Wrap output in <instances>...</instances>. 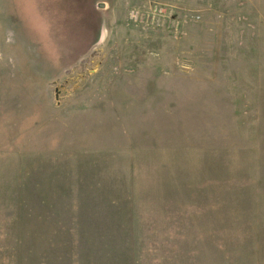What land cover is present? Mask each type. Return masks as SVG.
<instances>
[{"label": "rangeland", "instance_id": "obj_1", "mask_svg": "<svg viewBox=\"0 0 264 264\" xmlns=\"http://www.w3.org/2000/svg\"><path fill=\"white\" fill-rule=\"evenodd\" d=\"M0 264H264V0H0Z\"/></svg>", "mask_w": 264, "mask_h": 264}]
</instances>
